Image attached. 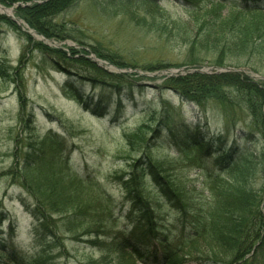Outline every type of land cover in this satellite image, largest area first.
Instances as JSON below:
<instances>
[{
    "label": "rangeland",
    "instance_id": "obj_1",
    "mask_svg": "<svg viewBox=\"0 0 264 264\" xmlns=\"http://www.w3.org/2000/svg\"><path fill=\"white\" fill-rule=\"evenodd\" d=\"M159 1L161 9L165 11L164 15L143 5L121 6L111 3V0H79L72 9L56 18V22L66 27L67 38L64 41L50 42H43L16 14L17 5L24 8L32 3L18 2L12 6L0 4V7L11 11L10 16L20 21L21 25L17 29L15 23L0 13V244L6 247L9 254L15 251L26 263L37 259L47 264H139L138 261L133 263L126 256L117 254L116 247L123 239L122 231L146 234L148 226L146 222L136 226L134 220L142 218L140 214H134L131 217L134 219L130 220L129 207L124 204L114 176L115 173L126 170L129 163L145 159L146 155L152 162L157 161L163 171H167L166 176L176 182L185 198L196 202L197 209H203L207 200L214 199L213 195L217 190L234 184L238 179L237 174L228 175L214 167L211 159L207 161L206 158H201L199 151L191 148V143L187 144L185 139L194 130L189 132L188 127L193 128L201 118L199 127L205 122L203 127L207 128L209 136L224 134V141L219 144V149L232 146L234 135L239 136L242 116L246 115L236 108V105L241 104L233 101L226 108L213 100L201 107L181 102L169 91L161 89L165 78L172 74L176 76L175 67L154 72L143 70L160 65H179L186 61V54L175 46L176 43H159L154 40V34L150 33L148 24L152 20H162L165 25L180 16L182 20H186L183 11L174 2ZM213 5L216 7L214 11H218L219 4L214 2ZM228 13V10H222V15L227 16ZM143 19L147 26L142 24ZM28 32L34 33L33 39L27 37L28 34L26 36ZM27 41L42 42L51 48L62 49L67 57L73 50L79 55L101 60L103 67L111 75L135 77L126 78L130 80L126 83L117 79L104 83L109 80L102 76L100 80L94 74V78L81 72L78 75L34 49L26 50ZM91 48L134 68H117L110 61L98 58ZM62 69L73 74L67 76ZM248 75L253 78L261 77ZM68 78L71 81L66 89L64 86ZM76 88L83 93L85 99L93 102L101 99L106 105L102 107V113L85 109L70 92V89ZM162 102L171 104L182 114L180 120L183 126L172 128L173 142L168 138L164 142L162 140L163 129L159 128L161 121L158 120ZM230 112L242 115L236 116L235 125L227 121ZM246 116L248 119L245 118L243 124L249 127L251 118ZM250 129L256 130L254 126ZM48 135L63 142L62 157L58 155L69 167L70 172L64 177L60 176L65 183L74 182L75 188L72 189L80 187L77 190L79 195L83 199L89 198L92 203L96 190H102L115 205L118 204L119 209L113 212L110 220L113 227H108L105 231L104 224L99 225L98 238L82 235L81 231L71 232L70 225L60 222L56 216L53 220L58 230L53 233L52 239H38L36 236L35 223L21 202L34 203L31 190L23 179L25 177L28 185L35 190L37 184H47L35 180H39L41 174L32 176L33 172L29 168L27 170L26 164L30 160L25 163L24 171V147L31 140L38 143ZM136 135L143 138L145 148ZM254 136L257 139L258 136ZM237 139L239 153L254 157L264 152V143L260 138L256 143ZM186 151L192 155L188 156ZM37 162L41 164V158ZM162 175L164 178L165 175ZM151 182L147 176V216L152 220L156 235L171 243L170 249L178 253L177 261L180 264H193L192 259L185 256L182 250L186 240H181L182 236L188 237L191 233L193 216L186 214L184 217L173 210ZM190 204L191 201H188L189 206ZM90 241H98L100 244L90 245ZM144 241V245H148L151 239L146 238ZM141 245L143 244L138 246ZM42 248L45 251L43 255Z\"/></svg>",
    "mask_w": 264,
    "mask_h": 264
},
{
    "label": "trees",
    "instance_id": "obj_2",
    "mask_svg": "<svg viewBox=\"0 0 264 264\" xmlns=\"http://www.w3.org/2000/svg\"><path fill=\"white\" fill-rule=\"evenodd\" d=\"M41 1L43 0H0V4L12 6L18 2L32 3L31 6L24 8L18 6L17 16L22 18L27 26L40 37L46 40L64 41L67 38V29L62 23L56 22V18L72 9L79 0ZM111 1V3L121 6L131 4L148 6L164 15L157 0ZM173 1L181 4L179 8L183 10L186 20H182V16H180L167 25L162 20L160 22L152 20L148 26L151 28L150 33L154 34V40L159 43L163 41L164 43H176L175 46L186 54V61L179 65H160L147 67L143 70L154 72L168 67L176 69L186 67L196 70L208 66L245 72L178 75L165 78L161 85V89L171 91L181 102H187L197 107H201L209 100L226 108L231 106L233 101L241 104V106L236 105V108L249 115L251 118L249 127L243 124L245 118L248 119V117L238 115L243 117L242 126L239 136L234 135V146L229 150L214 154V146L218 145V141L224 140V135L210 139L206 134L207 128H201L205 122L199 127V122L202 121L200 117L193 128L188 127L189 132L194 129L192 133L195 137L192 138L190 134L185 139L187 144L191 143V148L199 151L201 158H206L207 161L211 159L214 167L223 170L228 175L237 174L238 179L234 184L217 190L213 195L214 199L207 200L203 209H197L196 202L188 200L182 195L176 182L170 176H166L167 171H163L157 161L152 162L151 158L146 155L145 159L129 163L127 169L119 174L115 173L114 178L120 188L124 204L129 207L130 220L135 216L134 214H140L142 218L134 220L136 226L146 222L148 228L146 234L122 231L123 239L116 247L117 254L126 256L133 263L138 261L139 264H180L177 261L178 253L170 249L171 243L158 238L153 229L152 220L147 216L146 200L149 194L145 181L149 176L153 182H151L152 185L157 187V193L168 202L173 210L184 217L186 214L193 216L191 233L188 237H181L182 241L186 240L183 242L182 250L185 256L192 259L193 264H264V152L251 157L252 155L239 153L238 147L235 145L237 137L251 143L260 141V138L264 143V82L254 80L248 75L253 74L264 78V0H220L221 7L234 10L227 16L220 14L219 11H214L212 7L214 0L202 5V0ZM161 15L159 16L161 17ZM1 19L5 20V18ZM144 21L146 20L143 19L142 24ZM143 25L147 26L145 23ZM25 47L26 50L34 49V51L52 59L53 62L55 61L56 64L75 71L78 75L81 72L90 74L88 76L92 78L95 75L100 80L101 76L109 80L104 83L116 81V79L126 83L130 82L126 78L135 77V75H111L73 50L67 57L62 50L50 48L41 42L27 41ZM90 50L98 58L110 61L117 68H134L115 61L93 48ZM200 57L202 58L200 59ZM206 57L210 59L206 60ZM21 58L23 59V56ZM204 61L210 62L205 63ZM68 85L70 84H66V89L69 88ZM70 92L77 101L83 100L77 89H70ZM160 105L162 128L170 130L182 125L180 120L182 114L179 109L168 103L162 102ZM171 112L172 114H170ZM236 116L235 112L228 113L227 121L235 125ZM169 117L171 120L167 123ZM252 126L256 130H251ZM255 134L258 136L257 139ZM139 139L145 148L143 138L139 137ZM61 146H63V142L51 135L46 136L38 143L31 140L25 145L24 171L27 166V170L29 168V171L33 172L32 176L37 173L41 174V178L35 180L39 183L45 182L47 186L37 184L35 190L31 185H28L27 179L23 176V182L31 190L34 203L28 204L21 201L22 206L35 223L34 230L38 239L39 237L52 239L53 233L58 230L56 222L53 220L55 216L60 219V222L70 225L71 232L81 231L82 235L98 238L99 225L104 224L105 231L108 227L110 229L113 227L110 220L113 218V212L115 213V210L119 209L118 204L115 205L114 201L102 190H96L97 194L94 196L93 203L89 198L83 199L78 193L80 187L72 189L74 182L68 184L60 178V176L67 175L66 173L69 171V167L59 158L60 155L62 157ZM186 154L192 155L189 152ZM38 158H41V164L37 162ZM29 160L30 162L25 166ZM162 174L165 175L164 178H162ZM88 184L90 185V181ZM188 201H191L190 206ZM144 217L146 219H143ZM131 237L138 242L149 238L159 244L155 246L142 245L137 248L135 245H129L128 240ZM54 240L57 241V239ZM88 243L94 246L100 244L98 241ZM45 248L48 247L45 245ZM4 250L5 248L0 244V263L5 261L8 264H47V262L37 259L26 263L19 256H12L14 254H11L12 257H10V254H7L6 251L4 253ZM41 253L45 254L44 248Z\"/></svg>",
    "mask_w": 264,
    "mask_h": 264
},
{
    "label": "bare ground",
    "instance_id": "obj_3",
    "mask_svg": "<svg viewBox=\"0 0 264 264\" xmlns=\"http://www.w3.org/2000/svg\"><path fill=\"white\" fill-rule=\"evenodd\" d=\"M0 13H2V14H7V15H11V11H9V10H5V9H3V8H0Z\"/></svg>",
    "mask_w": 264,
    "mask_h": 264
},
{
    "label": "water",
    "instance_id": "obj_4",
    "mask_svg": "<svg viewBox=\"0 0 264 264\" xmlns=\"http://www.w3.org/2000/svg\"><path fill=\"white\" fill-rule=\"evenodd\" d=\"M15 23H18L14 18H11ZM91 60L96 63L99 67H101V65H99L98 63H100V61L94 59V58H91Z\"/></svg>",
    "mask_w": 264,
    "mask_h": 264
}]
</instances>
